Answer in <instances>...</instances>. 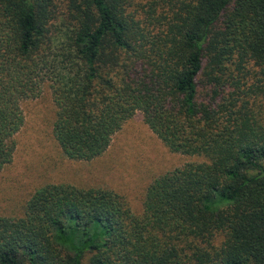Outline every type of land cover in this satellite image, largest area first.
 Returning a JSON list of instances; mask_svg holds the SVG:
<instances>
[{"label": "trees", "instance_id": "trees-1", "mask_svg": "<svg viewBox=\"0 0 264 264\" xmlns=\"http://www.w3.org/2000/svg\"><path fill=\"white\" fill-rule=\"evenodd\" d=\"M0 52V171L47 79L68 158L137 111L203 157L155 178L141 215L112 189L38 188L0 216V264H264V0H0Z\"/></svg>", "mask_w": 264, "mask_h": 264}, {"label": "rangeland", "instance_id": "rangeland-1", "mask_svg": "<svg viewBox=\"0 0 264 264\" xmlns=\"http://www.w3.org/2000/svg\"><path fill=\"white\" fill-rule=\"evenodd\" d=\"M50 84L47 79L38 97L21 101L25 124L15 135L12 162L0 171V216H22L32 194L48 183L112 189L125 195L133 211L141 215L147 188L155 178L203 160L171 151L145 122L142 111L124 123L102 155L70 159L53 134L56 105ZM254 108L264 115V99Z\"/></svg>", "mask_w": 264, "mask_h": 264}]
</instances>
